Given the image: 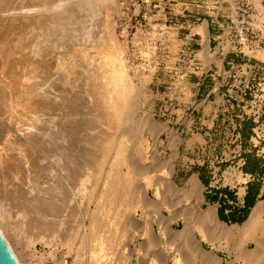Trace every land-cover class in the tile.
I'll list each match as a JSON object with an SVG mask.
<instances>
[{
    "label": "rangeland",
    "instance_id": "rangeland-1",
    "mask_svg": "<svg viewBox=\"0 0 264 264\" xmlns=\"http://www.w3.org/2000/svg\"><path fill=\"white\" fill-rule=\"evenodd\" d=\"M3 4L0 175L16 194L8 211L0 204V232L19 264H166L169 256L187 264L178 243L162 238L180 239L190 213L215 211L201 210L207 205L195 198L202 200L196 174L208 194L227 195L211 204L229 219L225 211L253 180L243 172L258 167L254 156L264 153V0ZM31 183L37 197L26 191ZM190 189L197 195L190 198ZM179 211L183 223L173 228ZM194 230L188 243L180 239L191 255L201 248ZM160 240L166 248L156 256ZM241 246L205 243L224 261L236 255V264L245 263Z\"/></svg>",
    "mask_w": 264,
    "mask_h": 264
},
{
    "label": "crops",
    "instance_id": "crops-1",
    "mask_svg": "<svg viewBox=\"0 0 264 264\" xmlns=\"http://www.w3.org/2000/svg\"><path fill=\"white\" fill-rule=\"evenodd\" d=\"M254 157H255V159H257L256 161L259 162V166L256 167L254 170L249 169L247 171L249 173L246 172L247 174H250L253 177V180H250L248 186H246V188L248 190L245 191V194L243 196L237 198V200L235 201V204L231 206V209L230 210L227 209L225 211L226 213H228V211H231L232 213L234 212V213H237V214L239 213V214L243 215V218L244 219L241 222H232V221L228 220V218H226L227 216L225 217L227 220L226 219H223L221 217V210H220V208L217 207V206H215V205H212L211 202L218 201V202L221 203V201H223V203H225V202H227V200L225 199V197H227V195L225 193H223L222 191L219 192L218 194L215 193V195L208 194V190H207L208 183L205 181V178H203L201 176V173L196 174L195 177L197 178V181L199 182L200 186L202 187V189H201V197H202V200L198 201V203L200 205V203L202 202V205L203 204H206L207 205L205 208H202L201 205H200L201 210L202 211H206L209 208L213 207V209H215L214 213H215V219H216V221L218 223H220V224H224V225H226L228 227H232V230L230 231V234L228 233L229 236L228 235L224 236L222 234L220 235V227H222V226L213 224V222H209L208 220L206 221L205 219L203 220L202 218L199 217V214L197 213L198 214L196 216L197 219L195 217H194V219L192 218L193 221L195 220V223H198V225L196 226L197 228H195V230H194V235H195V238L199 241L200 246L202 248V251H204L206 253H204L202 251H198L197 252L198 254L196 252H195V254L193 252H191L192 253V255H191V254L188 253V251L185 248H183V242L180 239H176L175 241H172V242H174V243H172L170 239H168V238H162V239L168 240V242L170 244H172V245L178 243V246L175 247L174 249H176V248L178 249L177 255H180V252H181V255H186L188 257L189 262L187 261V264H205V261H207V260H205V258H208L209 257V256L206 257L205 254H207V252H211V251H213L214 253H216L222 259V262L224 264H232V263L236 264L235 259H234L236 255L233 254V255L230 256V258L232 259V262L229 261V260L228 261H224L225 259L222 256L219 255V252H216V250L208 249L207 247H205V243L207 241L209 243H211V248H212L213 245L214 246H216L217 244H222L223 245V243L224 244L226 243V244H229V245H234V246H236V244L242 245L241 246L242 249L240 250L238 257H241V260L243 259L242 261H244V262H247L246 261V259H247L248 260L247 264H260L258 261L255 260L256 258H254V256L251 257V256L245 255L246 254V250L253 251L254 249L253 248H248L247 246H243L245 244V242H247L248 240H252L254 242V244L256 245V242L257 241L255 242V238L253 240V237H256V239L258 237L262 239L261 233L264 232L262 228H260V229L258 228V231L256 233L253 230H252L253 232H250L251 230L249 231V230H246V229L242 228L246 223L249 222V220L252 219L253 214L256 211L257 207L258 206H261V205L262 206L264 205V153H257V154H255ZM211 196L212 197L214 196V198L212 199ZM249 198H253V202L250 203V204L248 203V199ZM228 202H232V200H229L228 199ZM246 210H247V213H246ZM243 211H244V213H243ZM179 212L173 213V215H172V219H171L172 220V224H171V226L173 228L174 227L177 228L175 226V223L178 222L179 220H181V222L183 223L182 218L179 217V215H180ZM228 217H229V215H228ZM262 217H263V221H264V215ZM200 220H202L203 222L204 221H206V222H204V224H203V222L201 221L202 222V224H201V222H199ZM229 222H230V224H229ZM205 224H206V227H208L210 225H212V226L208 227V229H207L205 226H203ZM182 226H184V223H183ZM200 226L203 227V228L205 227L207 230L201 228ZM217 226H219V227H217ZM263 227H264V225H263ZM216 228L218 229L217 232H216ZM236 228H238L239 230H237ZM241 228H242V230H241ZM210 229H211V231H209ZM243 230H245L246 232L243 231ZM207 231L210 232V233H207ZM212 231L213 232L215 231V233H213V235L215 234V237L218 236V237H216L217 239H215L214 242L207 240L206 238L203 237V234H202V232H206L207 235L210 234L208 236H212L211 235L212 234ZM250 233H251V235H249ZM230 235H231V237H230ZM232 236H233V238H232ZM221 237L223 239H221ZM225 238H226V240H225ZM161 240L159 241V245H157V249L155 251L156 256H157V254H161L162 255L164 253V251H163L164 248H166V247L160 246ZM203 253H204V256L205 257L203 255H201ZM171 254L173 255L174 254V251H172ZM207 255H209V254H207ZM246 256L249 257V258H246ZM250 257H251V260H249ZM263 262H261V264ZM170 263L176 264L174 262V260H172V257L171 256H170V258L168 257L167 258V261H166V264H170Z\"/></svg>",
    "mask_w": 264,
    "mask_h": 264
},
{
    "label": "bare ground",
    "instance_id": "bare-ground-1",
    "mask_svg": "<svg viewBox=\"0 0 264 264\" xmlns=\"http://www.w3.org/2000/svg\"><path fill=\"white\" fill-rule=\"evenodd\" d=\"M100 1V0H99ZM3 2H5V0H0V11H3V9H4V4H3ZM8 2V1H7ZM108 3V2H107ZM7 4V3H6ZM106 4V3H105ZM9 7V6H8ZM50 9V8H49ZM71 10V9H70ZM76 10V9H75ZM65 11V10H64ZM1 13H3V12H1ZM1 13H0V17H1ZM38 17H39V15H38ZM37 17V18H38ZM260 18V17H259ZM264 19V18H263ZM262 19V20H263ZM61 20V19H60ZM31 21V20H30ZM39 21V20H38ZM37 23V22H36ZM63 23V22H62ZM0 24H1V19H0ZM36 25V24H35ZM61 26V25H60ZM64 26V25H63ZM11 28V27H10ZM15 28V27H14ZM69 28V27H68ZM3 29H4V27H3ZM61 29H63V28H61ZM205 30V29H204ZM8 31V30H7ZM11 33H12V31H11ZM203 33V32H202ZM6 35V34H5ZM10 35V34H9ZM13 35H15V34H13ZM60 35V34H59ZM4 35H2V37H3ZM63 36V35H62ZM5 37V36H4ZM66 37V36H65ZM207 37V36H206ZM15 38V37H14ZM13 38V39H14ZM4 39H6V38H4ZM10 39H11V36H10ZM49 39V38H48ZM58 39V38H57ZM3 40V39H2ZM208 40V39H207ZM9 41V40H8ZM14 41V40H13ZM66 41V40H65ZM9 42H11V40L9 41ZM19 43H20V40L18 41ZM24 42V41H23ZM12 43V42H11ZM15 43V42H14ZM17 43V42H16ZM18 43V44H19ZM10 44V43H9ZM67 44H68V42H67ZM208 44V43H207ZM13 45V44H12ZM17 47V46H16ZM52 48L54 47V46H51ZM50 48V47H49ZM13 49H14V47H13ZM54 49V48H53ZM54 51V50H53ZM52 53V52H51ZM50 54V53H49ZM53 55V54H52ZM1 57V56H0ZM53 57V56H52ZM7 58V57H6ZM5 58V59H6ZM27 58V57H26ZM9 60H11V59H9ZM7 62V61H6ZM2 63V62H1ZM8 63H9V61H8ZM9 65V64H8ZM27 65V64H26ZM12 66V65H11ZM9 67V66H8ZM15 68V67H14ZM12 69V68H11ZM42 69V68H41ZM48 70V69H47ZM10 71V70H9ZM52 71V70H51ZM22 75V74H21ZM27 84V83H26ZM119 87V86H118ZM125 88V87H124ZM133 91V90H132ZM123 92V91H122ZM127 93V92H126ZM125 93V94H126ZM128 94V93H127ZM134 94V93H133ZM119 95V94H118ZM126 97V96H125ZM119 98V97H118ZM123 99V98H122ZM121 99V100H122ZM125 99V98H124ZM123 99V100H124ZM115 102V101H114ZM124 102H125V100H124ZM116 103H117V101H116ZM121 103H122V101H121ZM121 103L119 104L118 103V106H120L121 105ZM124 104V103H123ZM126 104V103H125ZM100 105V104H99ZM135 105V104H134ZM101 106H103V105H101ZM114 106V105H113ZM112 106V108H114ZM118 106H115V108L117 107L119 110H121L122 108H119ZM106 107V106H105ZM107 107H109V106H107ZM121 107V106H120ZM131 107H132V104H131ZM114 108V109H115ZM129 108V107H128ZM110 109V108H109ZM118 109H116L117 110V112L118 113H120V112H123V111H120L119 112V110ZM132 109V108H131ZM111 110V109H110ZM109 110V111H110ZM115 110V111H116ZM122 110H124V109H122ZM35 111V110H34ZM103 111V110H102ZM106 111H107V108L105 109V113H106ZM128 111V110H127ZM39 112V111H38ZM111 112H113L112 110H111ZM111 112H109V113H106V114H109L110 115V113ZM117 112H116V115H118L117 114ZM35 113V112H34ZM126 113V112H125ZM31 114V113H30ZM33 114V113H32ZM39 114V113H38ZM112 114V113H111ZM114 114V113H113ZM113 114L111 115V116H109V117H112L113 116ZM127 114V113H126ZM101 115V114H100ZM120 115V114H119ZM34 116V115H33ZM126 117H127V115H125ZM107 117V116H106ZM115 117V114H114V116H113V118ZM117 117V116H116ZM118 117H120V116H118ZM125 117V118H126ZM131 117V116H130ZM124 118V119H125ZM115 119V118H114ZM123 119V120H124ZM127 119V118H126ZM125 119V120H126ZM113 120V119H112ZM119 120H121V119H119ZM128 120V119H127ZM114 121V120H113ZM28 122V121H27ZM116 123V122H115ZM33 124V123H32ZM117 124V123H116ZM127 124H128V122H127ZM34 125V124H33ZM10 126V125H9ZM35 126V125H34ZM115 127V126H114ZM31 128V127H30ZM37 129H35V130H38V127H36ZM40 129V128H39ZM41 129H42V127H41ZM42 131V130H41ZM40 131V132H41ZM39 132V131H38ZM124 132V131H123ZM10 133V132H9ZM35 133V132H34ZM34 133H32V134H30V135H28L31 139L30 140H35L34 138H36L35 136H36V133H35V136L34 137H32L33 135H34ZM42 133V132H41ZM44 133V132H43ZM42 133V135L44 136V134ZM111 133V132H110ZM39 135H40V133H38ZM37 134V135H38ZM46 134V133H45ZM38 135V136H39ZM37 136V137H38ZM42 136V137H43ZM46 136V135H45ZM17 137V136H16ZM40 137H41V135H40ZM40 137H38V138H40ZM47 137V136H46ZM99 137V136H98ZM111 138V137H110ZM15 139V138H14ZM20 139V138H19ZM99 139V138H98ZM44 140V139H43ZM28 141V140H27ZM106 141V140H105ZM112 141V140H111ZM114 141V140H113ZM40 142V141H39ZM42 142V141H41ZM23 143V142H22ZM109 143H110V141H109ZM109 143H107V144H109ZM32 144V143H31ZM34 144V143H33ZM37 144V143H36ZM23 145V144H22ZM20 146V145H19ZM121 146V145H120ZM31 147V146H30ZM33 147V146H32ZM124 147V146H123ZM24 148V147H23ZM20 150V149H19ZM18 150V151H19ZM23 150V149H22ZM25 150V149H24ZM119 150V149H118ZM124 150L125 149H123V150H120L121 152H124ZM102 152V151H101ZM121 152H119V154L121 153ZM14 154V153H13ZM21 154V153H20ZM29 154V153H28ZM17 155H19V154H17ZM24 156V155H23ZM30 156V155H29ZM22 157V156H21ZM26 157V156H25ZM108 157V156H107ZM11 158H13V157H11ZM24 158V157H23ZM28 158V157H27ZM119 158V157H118ZM117 158V159H118ZM114 159V158H113ZM121 159H123V158H121ZM14 160V159H13ZM21 160H22V158H21ZM125 160V159H124ZM19 161V160H18ZM107 161V160H106ZM119 161V160H118ZM120 161H122V160H120ZM17 162V161H16ZM23 162V161H22ZM27 162V161H26ZM111 162H112V160H111ZM115 162V161H114ZM20 163V162H19ZM30 163V162H29ZM116 163V162H115ZM119 163V162H118ZM121 163H123L124 164V162H121ZM23 164V163H22ZM28 164V163H27ZM17 165V164H16ZM89 165H91V164H89ZM113 165H115V164H113ZM80 166V165H79ZM84 166V165H83ZM116 166V165H115ZM13 167V166H12ZM27 167H28V165H27ZM114 167V166H113ZM118 167V166H117ZM116 167V168H117ZM130 167H132V166H130ZM6 168V167H5ZM22 168V167H21ZM79 168V167H78ZM115 168V169H116ZM1 169V168H0ZM16 169V168H15ZM20 169V168H19ZM87 169V168H86ZM111 169H113V168H110V170ZM119 169V168H118ZM6 170V169H5ZM114 170V169H113ZM133 170L134 171H136V168H133ZM137 170H139V169H137ZM14 171V170H13ZM112 171V170H111ZM115 172H117L116 170H115ZM136 172H140V171H136ZM13 173V172H12ZM101 173V172H100ZM110 173H112V172H110ZM121 173V172H120ZM3 174V173H2ZM123 174V173H122ZM32 175V174H31ZM78 175V174H77ZM110 175V174H109ZM112 175H113V173H112ZM131 175V174H130ZM61 176V175H60ZM79 176V175H78ZM117 176V175H116ZM120 176V175H119ZM118 176V177H119ZM114 177L112 176V179H113ZM129 178V177H128ZM37 179V178H36ZM71 179H73V178H71ZM88 179V178H87ZM13 180V179H12ZM30 180H32V178L30 179ZM60 180V179H59ZM82 180V179H81ZM116 180V179H115ZM120 180H121V178H120ZM71 181V180H70ZM73 181H74V179H73ZM109 181V180H108ZM125 181H126V179H125ZM9 182H11V181H7V178H4L3 177V175H0V202H2V203H0L1 205L3 204V208H5L6 206H8L9 207V205H7V204H9L11 201V197L13 198V196H11V194L10 193H13V191L11 190V187H12V184H10ZM30 182V181H29ZM28 182V183H29ZM81 182V181H80ZM111 182H113V181H111L110 180V183H109V185H107V186H109V187H106V188H109V191L111 192L112 191V189H114V185L113 184H115V182L113 183V184H111ZM121 182V181H120ZM123 182V181H122ZM122 182H121V184H122ZM130 182V181H129ZM13 183V182H12ZM57 183V182H56ZM92 183V182H91ZM116 183H117V181H116ZM16 184V183H15ZM32 184V183H31ZM31 184H30V189L29 190H26L28 193H29V197H31L32 198V196H38L37 195V191L39 190H37L36 188H35V186L34 187H31ZM36 184V183H35ZM55 184V183H54ZM62 184H64V183H62ZM66 184V183H65ZM110 184L112 185V186H110ZM11 185V186H10ZM26 185V184H25ZM95 185V184H94ZM118 185V184H117ZM151 185V184H150ZM14 186V185H13ZM19 186V185H18ZM38 186V185H37ZM47 186V185H46ZM59 186V185H58ZM57 186V187H58ZM119 186V185H118ZM16 187V186H15ZM61 187V186H60ZM87 187V186H86ZM115 187H116V184H115ZM188 188H189V186H187ZM18 187H16V189H17ZM94 188V187H93ZM105 188V189H106ZM194 188V187H193ZM196 188V187H195ZM26 189V188H25ZM95 189V188H94ZM117 189V188H116ZM47 190V189H46ZM80 190V189H79ZM78 190V191H79ZM85 190V189H84ZM107 190V189H106ZM12 191V192H11ZM15 191H17V190H15ZM92 191V190H91ZM95 191V190H94ZM114 191V190H113ZM118 191H120V190H118ZM194 192V190L193 189H190V191H189V193L187 194L190 198H192L194 195H197V194H195L194 193V195H193V192ZM81 192V191H80ZM85 192V191H84ZM93 192V191H92ZM109 192V193H110ZM114 192H116V191H114ZM124 192V191H123ZM130 192V191H129ZM137 192V191H136ZM27 193V194H28ZM63 193V192H62ZM90 193V192H89ZM94 193V192H93ZM14 194V193H13ZM16 194V193H15ZM14 194V195H15ZM66 194V193H65ZM86 194V193H85ZM116 194V193H115ZM114 194V195H115ZM199 194V193H198ZM42 195H44V194H42ZM50 195V194H49ZM52 195V194H51ZM108 195V194H107ZM158 195V194H157ZM28 196V195H27ZM26 196V197H27ZM94 196V195H93ZM126 196V195H125ZM47 197V196H46ZM52 197V196H51ZM76 197V196H75ZM121 197V196H120ZM141 197V196H140ZM188 197V198H189ZM43 198V197H42ZM55 198V197H54ZM92 198V197H91ZM122 198V197H121ZM125 198V197H124ZM164 198V197H163ZM182 198V197H181ZM195 198L196 199H198V200H201V199H199V198H197L196 196H195ZM27 199H28V197H27ZM34 199V198H33ZM108 199V198H107ZM111 199V198H110ZM144 199V198H143ZM142 199V200H143ZM38 200V199H37ZM46 200V199H45ZM49 200V199H48ZM113 200V199H112ZM119 200H121V199H119ZM10 201V202H9ZM72 201V200H71ZM82 201V200H81ZM92 201H93V199H92ZM91 201V202H92ZM124 201V200H123ZM148 201V200H147ZM157 201V200H156ZM188 201V200H187ZM191 201V200H190ZM26 202H28V201H26ZM29 202H30V198H29ZM49 202V201H48ZM65 202V201H64ZM74 202V201H73ZM114 202V201H113ZM112 202V203H113ZM143 203H144V201H142ZM154 202V201H153ZM196 202H197V200H196ZM195 202V203H196ZM32 203V202H31ZM88 203V202H87ZM86 203V204H87ZM120 203V202H119ZM149 203V202H148ZM158 203H159V201H158ZM29 204V203H28ZM34 204H36V203H34ZM49 204H50V202H49ZM76 203H74V205H75ZM150 204V203H149ZM151 204H152V202H151ZM154 204V203H153ZM152 204V205H153ZM160 204V203H159ZM96 205V204H95ZM98 205V204H97ZM108 205V204H107ZM138 205V204H137ZM145 205H147V204H145ZM144 205V206H145ZM82 206V205H81ZM86 206V205H85ZM199 206V205H198ZM2 206H0V216L2 215V217H4L5 218V216H4V213L2 214L1 212H3L2 211V208H1ZM67 207V206H66ZM77 207V206H76ZM98 207V206H97ZM120 207V206H119ZM135 207V206H134ZM146 207V206H145ZM148 207V206H147ZM26 208H28V207H26ZM87 208V207H86ZM86 208H84L85 210H86ZM101 208H102V205H101ZM6 209V211H8L7 210V208H5ZM21 209H22V207H21ZM20 209V210H21ZM74 209H76V208H74ZM89 209H90V207H89ZM93 209H94V207H93ZM92 209V210H93ZM98 209V208H97ZM147 209V208H146ZM27 210V209H26ZM42 210V209H41ZM56 210V209H55ZM83 210V209H82ZM94 210H96V208L94 209ZM93 210V211H94ZM5 211V210H4ZM39 211V210H38ZM72 211V210H71ZM81 211V210H80ZM87 211V210H86ZM86 211H84V212H86ZM99 211V210H98ZM184 211V210H183ZM24 212V211H23ZM91 212V211H90ZM95 213L97 212V211H94ZM7 213V212H6ZM6 213H5V215H6ZM27 213H29V212H27ZM26 213V214H27ZM66 213V212H65ZM88 213V212H87ZM180 213V212H179ZM184 213V212H183ZM182 213V214H183ZM186 213V212H185ZM198 214H199V217L200 218H202L203 220L205 219L206 221L208 220L209 222H213V224H216V225H220V226H222L221 228L222 229H220V235L222 234V235H224V236H226V235H228V233L230 234V231L232 230V227H228V226H226V225H224V224H220V223H218L217 221H216V219H215V213H214V211H211V212H204V213H199V212H197ZM197 213H190V215L192 216V218L194 219V217L196 218V216L198 215ZM17 214L19 215V212H17ZM24 214H25V212H24ZM64 214V213H63ZM89 214V213H88ZM181 214V213H180ZM181 214V216H184V214L182 215ZM9 215H11V214H9ZM44 215V214H43ZM42 215V216H43ZM56 215V214H55ZM70 215H72V214H70ZM82 215V214H81ZM92 216V219H96L95 218V216L97 215V213H96V215L94 216L93 215V213L91 214ZM117 215V214H116ZM186 215V214H185ZM264 215V205L262 206H258L257 207V209H256V211L254 212V214H253V217H252V219L251 220H249V222L248 223H246L242 228H244V229H246V230H251L250 232H253V231H255V233L258 231V228L260 229V228H262L263 229V231H264V227H263V225H264V221H263V216ZM36 216V215H35ZM61 216V215H60ZM76 216H78V215H76ZM98 216V215H97ZM180 216V215H179ZM180 216V217H181ZM13 217V216H12ZM39 217H41V216H39ZM44 217V216H43ZM72 217V216H71ZM74 217V216H73ZM89 217V216H88ZM101 217V216H100ZM121 217V216H120ZM1 218V217H0ZM3 218V219H4ZM7 218H8V215H7V217H6V220H7ZM11 218V217H10ZM24 218V217H23ZM55 218V217H54ZM59 218H61V217H59ZM76 218V217H75ZM86 218V217H85ZM182 218V217H181ZM190 218V217H189ZM188 217H187V221H188V219H189ZM192 218L191 219H189V221L187 222L186 221V223H187V229H185L186 227H184L183 226V228H184V232L183 231H180V232H183V233H180L181 234V238H183V240H186V242L188 241H190L192 238V230L193 229H195V228H197L196 226L198 225V223H195V220L193 221L192 220ZM9 219V218H8ZM89 219H90V217H89ZM91 219V221H94V220H92ZM99 219V218H98ZM197 219V218H196ZM2 220V219H1ZM29 220H31V219H29ZM50 220V219H49ZM52 220V219H51ZM56 220V219H55ZM54 220V221H55ZM64 220V219H63ZM73 220V219H72ZM79 220V219H78ZM82 220V219H81ZM107 220V219H106ZM183 220V219H182ZM185 220V219H184ZM3 221H5V219L3 220ZM38 221V220H37ZM61 221V220H60ZM75 221H76V219H75ZM193 221V222H192ZM202 220H200L199 222H201ZM206 221H204V222H206ZM29 222V221H28ZM68 222H70V221H68ZM74 222V221H73ZM95 223L96 222H98V221H94ZM203 222V221H202ZM202 222H201V224H202ZM204 222H203V224H204ZM24 223V222H23ZM60 223V222H59ZM71 223V222H70ZM106 223V222H105ZM185 223V222H184ZM208 223V222H207ZM50 224V223H49ZM89 224H91V223H89ZM161 225H162V223H160ZM27 225V224H26ZM36 225V224H35ZM42 225H44V224H42ZM54 225V224H53ZM65 225V224H64ZM82 225V224H81ZM100 225V224H99ZM208 225V224H207ZM30 226V225H29ZM97 226V225H96ZM143 226V225H142ZM165 226H166V224H165ZM203 226H205L206 227V224L205 225H203ZM210 226H212V225H210ZM210 226H208V227H210ZM50 227V226H49ZM90 227V226H89ZM92 227V226H91ZM95 227V226H94ZM140 227V226H139ZM201 227V226H200ZM203 228V227H201V228H203V229H208V227H206V228ZM234 227V226H233ZM25 228V227H24ZM52 228V227H51ZM79 228V227H78ZM96 228V227H95ZM200 228V229H201ZM215 228V227H214ZM242 228H241V230H242ZM1 229V228H0ZM68 229V228H67ZM94 229V228H93ZM142 229V228H141ZM206 229V230H207ZM237 230H239L238 228H236ZM38 230V229H37ZM69 230V229H68ZM165 230V229H164ZM170 230H172L173 231V229L172 228H170ZM183 230V229H182ZM214 230V229H213ZM217 228H216V232H217ZM253 230V231H252ZM71 231V230H70ZM89 232H91L90 230H88ZM93 231V230H92ZM209 231H211V229L209 230ZM234 231V230H233ZM243 231H245V230H243ZM62 232V231H61ZM69 232V231H68ZM246 232V231H245ZM261 232V231H260ZM80 233V232H79ZM86 233V232H85ZM163 233H164V231H163ZM206 232H202V234H203V237L204 238H206L207 240H209V241H212V242H214L215 241V239H217L216 237H218V236H216L215 237V234L213 235V233H215V231L213 232L212 231V236H208V235H210V234H208L207 235V233H210V232H208L207 231V233L205 234ZM241 233V232H240ZM264 233V232H263ZM2 234H3V236L5 237V234L2 232ZM33 234V233H32ZM49 234V233H48ZM71 234V233H70ZM69 234V235H70ZM82 234V233H81ZM90 234H92V233H90ZM152 234V233H151ZM170 234H171V232H170ZM179 234V235H180ZM236 234V233H235ZM234 234V235H235ZM244 234V233H243ZM254 234V233H253ZM60 235V234H59ZM58 235V236H59ZM167 235H169V232H168V234ZM233 235V236H234ZM249 235H251V233L249 234ZM72 236V235H71ZM86 236V235H85ZM109 236V235H108ZM174 237H176L175 235H173ZM172 236V237H173ZM214 236V237H213ZM229 236V235H228ZM233 236H232V238H233ZM52 237H54V236H52ZM66 237V236H65ZM77 237V236H76ZM79 237V236H78ZM84 237V236H83ZM171 237V238H172ZM190 237V238H189ZM223 237V236H222ZM221 237V239H223ZM230 237H231V235H230ZM250 237V236H249ZM258 237V236H257ZM6 238V237H5ZM41 237H39V239H40ZM82 238V237H81ZM80 238V239H81ZM98 238V237H97ZM180 238V239H181ZM247 238V237H246ZM254 238H255V242H256V247H255V249L253 250V251H249V250H246V254L245 255H247V256H251V257H253L254 256V258H256L255 260L256 261H258L260 264H261V262H263L264 261V241H263V239H261V238H257L256 239V237H253V240H254ZM83 239V238H82ZM101 239V238H100ZM104 239V238H103ZM245 239V238H244ZM248 239V238H247ZM250 239V238H249ZM6 240L8 241V239L6 238ZM50 240V239H49ZM70 240H72V239H70ZM225 240H226V238H225ZM228 240V239H227ZM104 241H105V239H104ZM104 241H102V242H104ZM123 241V240H122ZM196 241H198L197 239H196ZM67 242V241H66ZM182 242H184V241H182ZM187 242V243H188ZM8 243H9V241H8ZM105 243V242H104ZM104 243H103V245H104ZM185 243V242H184ZM186 243V244H187ZM198 243H199V241H198ZM10 244V243H9ZM102 244V243H101ZM190 244V243H189ZM240 244V243H239ZM108 245V244H107ZM197 245V244H196ZM10 246H11V244H10ZM47 246H48V244H47ZM106 246V245H105ZM107 247H109V246H107ZM192 247H193V245H192ZM11 248H12V246H11ZM89 248V247H88ZM101 248H102V246H101ZM144 248V247H143ZM199 248H200V246H199ZM218 248H220V247H218ZM79 249V248H78ZM188 249H190L191 250V248H188ZM193 249H195L196 250V253H197V248L195 247V248H193ZM201 249L202 248H200L199 250L201 251ZM217 249V248H216ZM12 250H13V248H12ZM76 250V249H75ZM102 250H104V249H102ZM108 250V249H107ZM186 250H187V248H186ZM194 250V251H195ZM73 251V250H72ZM109 251V250H108ZM13 252H14V250H13ZM81 252V251H80ZM99 252V251H98ZM204 252V251H203ZM15 253V252H14ZM77 253V252H76ZM75 253V254H76ZM79 253V252H78ZM193 253H195V252H193ZM206 253V252H205ZM85 254V253H84ZM97 254V253H96ZM198 254V253H197ZM200 254V253H199ZM207 254H209V255H207ZM207 254H205L206 255V257L207 256H209L208 258H205V260H207V261H205V264H224L223 262H222V259L221 258H219V257H217L216 256V253H214L213 251H211V252H207ZM81 255V254H80ZM100 255V254H99ZM201 255H203L204 256V253L203 254H201ZM78 256V255H77ZM76 256V257H77ZM93 256V255H92ZM95 256V255H94ZM246 256V258H249V257H247ZM16 257H17V255H16ZM80 257V256H79ZM175 257V260L172 258V260H174V262L176 261V259H177V257L176 256H174ZM205 257V256H204ZM244 257V256H243ZM251 257H250V259L249 260H251ZM78 258V257H77ZM169 258H170V256H169ZM17 259H18V257H17ZM167 259V258H166ZM204 259V258H203ZM82 260V259H81ZM92 260V259H91ZM96 260V259H95ZM94 260V261H95ZM102 260V259H101ZM243 260V259H242ZM97 261V260H96ZM100 261V260H99ZM99 261H97V262H99ZM103 261V260H102ZM203 261V262H204ZM246 261L248 262V260L246 259ZM163 262V261H162ZM162 262H160V263H162ZM164 262H165V260H164ZM232 262V261H231ZM244 262V261H243ZM247 262H245L246 264H247ZM78 263H79V261H78ZM103 263V262H102ZM175 263H177V261L175 262ZM244 263V264H245ZM96 264V263H95ZM98 264V263H97ZM100 264V263H99ZM185 264V263H184ZM232 264H234V263H232Z\"/></svg>",
    "mask_w": 264,
    "mask_h": 264
},
{
    "label": "water",
    "instance_id": "water-1",
    "mask_svg": "<svg viewBox=\"0 0 264 264\" xmlns=\"http://www.w3.org/2000/svg\"><path fill=\"white\" fill-rule=\"evenodd\" d=\"M0 264H19L15 254L0 232Z\"/></svg>",
    "mask_w": 264,
    "mask_h": 264
},
{
    "label": "trees",
    "instance_id": "trees-1",
    "mask_svg": "<svg viewBox=\"0 0 264 264\" xmlns=\"http://www.w3.org/2000/svg\"><path fill=\"white\" fill-rule=\"evenodd\" d=\"M253 202V198H249L248 199V203L250 204V203H252ZM221 217L223 218V219H226L222 214H221ZM243 215H239V214H237V213H232L231 215H230V217H229V219L228 220H230V221H232V222H241V221H243ZM227 220V219H226Z\"/></svg>",
    "mask_w": 264,
    "mask_h": 264
},
{
    "label": "built area",
    "instance_id": "built-area-1",
    "mask_svg": "<svg viewBox=\"0 0 264 264\" xmlns=\"http://www.w3.org/2000/svg\"><path fill=\"white\" fill-rule=\"evenodd\" d=\"M243 174L247 175V178H248V180H249V178H250L251 175H250V174L248 175L247 173H244V172H243ZM231 203H232V202H231Z\"/></svg>",
    "mask_w": 264,
    "mask_h": 264
}]
</instances>
